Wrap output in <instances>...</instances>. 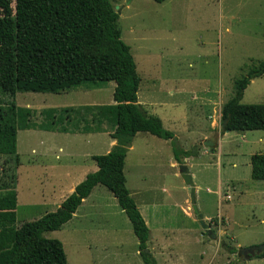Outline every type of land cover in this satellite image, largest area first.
<instances>
[{
	"label": "rangeland",
	"instance_id": "374dc122",
	"mask_svg": "<svg viewBox=\"0 0 264 264\" xmlns=\"http://www.w3.org/2000/svg\"><path fill=\"white\" fill-rule=\"evenodd\" d=\"M109 1L118 15L116 23L121 38L130 47L140 77L139 103L146 104L151 99L161 101L157 111L145 106L146 113L153 115L152 112H156L162 118L163 115L176 116L178 127L174 130H179L178 136L168 127V122L162 120L163 126L178 138V146L208 151L188 162L196 187V206L207 218L205 222L212 233L208 235L198 220L197 231H194L192 219L196 216L192 209V218L173 213V208L159 209L163 215L160 214L158 220H164L166 227L187 228L181 234L174 233L168 240L175 255L167 264H206L212 249L213 252L219 249L220 255L225 253L221 242L228 245L239 243L245 247L264 242V207L259 202L261 189L256 184L260 181L250 176V156L264 153V130L222 133L220 118L222 104L232 95L233 81L264 58V0ZM96 85L60 93H16V104L31 111L30 122L36 125L32 127L35 129H19L16 135L20 158L15 183L16 225L35 220L54 208L49 204L51 184L40 186L35 178L32 182L27 181L26 174L46 171L49 175H58L60 170L81 174L83 169L91 172L96 164L88 156L106 153L111 148L107 133H84L100 130L101 123L109 132L114 128L113 123L101 118L98 107L114 104L115 83L100 81ZM168 89L174 92L170 94ZM240 102L264 103V73L250 81ZM65 107L71 108L65 111ZM48 108L56 109L55 118L62 115L63 123H68L67 132L71 133L49 125L43 113ZM100 118L101 123L98 122ZM184 125L187 131L181 128ZM46 127L51 128L45 130ZM204 132L208 139L217 137L215 147L203 145ZM164 143L163 138L146 133L135 138L133 148L126 154L124 173L127 185L129 189L138 185L157 187L159 199L179 202L184 207L188 203L184 199L188 196L191 206L190 191L185 190L187 185L181 177L179 165H171L172 145ZM3 159L1 156L0 162ZM219 180L223 187L233 183L234 188H230L229 193L225 189L222 191L223 196L229 194L230 199L218 196ZM101 189L105 199L113 197L105 187L101 186ZM42 191L44 202L31 206ZM141 196L148 200L145 193ZM78 222L74 219L44 235L62 242L66 264H92L91 260L95 259L99 264H111L110 257L100 259L98 249L85 246L90 227L82 219L81 228L74 229L72 225ZM155 223L151 222L152 240L148 239L147 244L149 249L153 244L157 247V262L165 264L163 259L168 248L164 247L166 241ZM96 229L98 233H107L104 226L97 225ZM131 235L129 239L128 233L124 234L125 248L129 255H134L137 239L133 232ZM104 238L109 242V237ZM232 256L230 260L217 257L210 264H264V258L244 260L242 255ZM136 257L142 263L139 256ZM130 258L133 260L132 256Z\"/></svg>",
	"mask_w": 264,
	"mask_h": 264
},
{
	"label": "trees",
	"instance_id": "16d2710c",
	"mask_svg": "<svg viewBox=\"0 0 264 264\" xmlns=\"http://www.w3.org/2000/svg\"><path fill=\"white\" fill-rule=\"evenodd\" d=\"M117 18L109 0H0V157H4L0 162V264H66L62 242L44 234L69 221L97 184L113 194L129 219L143 264H158L148 248L149 228L126 186L127 149L136 132L143 131L170 140L177 160L197 156L199 151L197 147L181 149L161 119L147 114L138 103L140 77ZM263 73L264 58L233 81L232 95L220 110L222 133L264 130V103L240 102L250 81ZM100 81L115 83L114 104L98 110L101 118L113 123L110 136L116 144L107 153L91 156L97 170L87 173L56 210L16 225L15 183L20 163L16 135L19 129L36 126L30 122L31 111L16 104V93H60L95 87ZM43 113L49 125L68 131L62 115L54 117L56 109ZM250 165L251 178L264 180V153L252 154ZM225 246L231 253L237 251ZM252 246L258 251L254 257H264V242Z\"/></svg>",
	"mask_w": 264,
	"mask_h": 264
},
{
	"label": "crops",
	"instance_id": "0c3cea01",
	"mask_svg": "<svg viewBox=\"0 0 264 264\" xmlns=\"http://www.w3.org/2000/svg\"><path fill=\"white\" fill-rule=\"evenodd\" d=\"M139 83H140V81H139ZM152 85H155V84H152ZM168 90L170 91V94H172L174 92L171 89H168ZM138 103H139V101H138ZM139 104H141L143 106V108H145V106L149 107L151 111H157V109L162 105L161 101L156 100V99H151L146 104H143V103H139ZM152 113H153V115H157V116L159 115L156 112H152ZM159 113L162 114V112H159ZM150 115H152V114H150ZM158 117L161 119L163 125H164V123H163L162 119H164V121H167L168 127L173 129V131L178 136L179 130L178 129L176 130V128L174 130V127H178L177 123H176V121H178V119L176 116H174V115L173 116L163 115V118H162V116H158ZM100 125H101L100 130L87 131L84 133L87 135H94V134H98V133H107L110 136V133L113 130H111V132H109L108 130L105 129L104 123H101ZM181 125H182V123H181ZM181 128H183V130L187 131V127H185V125ZM27 129H35V128H27ZM38 129H40V128H38ZM168 130H170V129H168ZM47 131H49V130H47ZM51 132H53V130ZM64 133H71V132H64ZM84 133H73V134H84ZM141 133L150 134V133L143 132V131L136 132V134L132 137V140L130 142V146L127 149V152L133 148V142H134L135 138L137 136H139V134H141ZM150 135H152L156 138H160V137H157L153 134H150ZM206 136L207 135L204 132V134H202L203 139L207 140L208 137H206ZM110 138H111L110 146L112 148L116 144V140L113 139L111 136H110ZM164 140H165L164 144H168L167 142L170 143V140H166V139H164ZM217 143H218V139H217ZM111 148L109 150H107V152L110 151ZM197 148L199 151L197 156H199L201 153L208 152V151H205L203 149L199 150V147H197ZM187 149L188 148H186L184 150H187ZM171 150H172V148H171ZM127 152H126V154H127ZM92 155L93 154L89 155L88 157H90V159L92 161H94L91 158ZM43 156H45V154H43ZM197 156H189V157L181 156L180 159L177 160L174 157L173 150H172V158L173 159H172L171 165H173V166L179 165V167H180V164L186 165L188 167V170H189V167H190V163L188 162L189 159H191L193 157H197ZM219 156H220V154H218V157ZM126 157H125V160H126ZM94 163L96 164L95 161H94ZM124 166H125V163H124ZM97 168L98 167L96 164L95 166L92 167L91 172L96 171ZM60 172L61 173H59L58 175H56V174L49 175L46 171H44L42 173H40V172L39 173H31L32 175L26 174L27 181L32 182L33 181L32 179L35 178L36 179L35 181L40 186H45L46 183L51 184V188L48 191L52 192V195L51 194L49 195V198L51 200L49 204L54 205L53 211L56 210L60 206L61 202L69 194H71L74 191L75 186L85 178L87 173H89V172L84 171V169L82 170L81 174L80 173L77 174L76 171L72 172L71 170H63V171L60 170ZM189 173L191 174V177L193 180V172H191L189 170ZM125 178H126V175H125ZM253 180H255V179H253ZM257 181H260L256 184H258V187L261 189L259 191V194H260L259 202L264 207V182H263L264 180H257ZM101 186L105 187L102 184H97L92 188L90 193L85 198L82 199L81 203L76 208V211L73 213L72 218L69 221H67L66 223H64L62 226L66 225V224H70L74 219H76L79 222L74 223L72 226L74 227V229L79 230L81 228V225H82V222H80V221L82 219H84L85 222L89 225L90 232H91L89 234V237L87 238L85 246L88 249H91V248L98 249V254L100 255V259L102 257H103V259L105 257H110L112 260L111 264H143L142 260H141L142 263H140V261L136 257V256H139V258H140L138 248L135 251L134 255H129L126 248H125L126 239H125L124 234L128 233L129 239H131V236H132L131 233L133 232L132 231V225H131L129 219L127 218L126 214L121 209V207L119 206V204H118V202L114 196L111 197L110 199L104 198ZM126 186H127L128 191L130 193V196L134 199L142 217L144 218V220H145V222L149 228V240L150 239L152 240L151 222H156L155 225L157 226L158 231H160L162 233L163 240H164V242L166 241V245L164 247L168 248V253H167L166 258L163 259V263L167 264L168 261L170 260V258H173V256L175 255L173 248L168 244V240L172 237V235L174 233L181 234L183 231H186L187 228H182V227H170V228H168V227H166L164 224V220L163 221L158 220L159 215L160 214L163 215L159 209H163L165 207L169 210V209L173 208V213L180 214V216H182V217L184 214L186 217L190 216L192 218L193 214L190 212L191 206L189 205L188 196H186L187 198L184 199V202H186V203L188 202L186 207H184L179 202H169L167 199H159L158 198V192L160 190L157 187H147V186L138 185V187H136V188L129 189V187L127 185V179H126ZM230 188H234L233 183L227 184L226 187H223L221 180H219L218 189H217L218 196H220V198L228 197L230 199L231 197L229 194L228 195L225 194L223 196V192H222L225 189L229 193ZM185 190H187V191L189 190L188 185H187ZM144 193H145L146 197L148 198V200H146V199L144 200L142 198L141 194H144ZM195 193H196V187H195ZM37 198L38 199L35 202H31V204H32L31 206H39L41 202L42 203L44 202L43 191L41 192L40 196H38ZM46 212H49V211H46ZM124 216H126V218ZM203 219H204V221H206L207 218L203 216ZM196 220H197L196 217H195V219H192V226L194 227V231H197V224L198 223L196 222ZM261 220L263 221V219H261ZM97 225H98V227L104 226L105 231L108 234L107 233H98L97 232L98 230L96 229ZM207 234H208V232H207ZM210 234H208V235H210ZM104 237H109V242H106L104 240L105 239ZM111 237L113 238V241H112ZM135 238H136V236H135ZM232 239H233V237H232ZM136 242L138 244V240ZM203 242H205V241H203ZM206 243H208V242H206ZM155 244H157V243H155ZM208 244H210V243H208ZM225 245H228V244L221 242V246L224 247V249H226L225 253L221 254V255L219 253V249L214 250V252L212 249V251H211L212 253L210 254V257H209L206 264H210L211 262H214L215 261L214 259H216L217 257L220 259H225V260H230V257L232 255L234 257H236L235 256L236 252L231 253L228 248H225L226 247ZM252 245H256V244L253 243V244H250L249 246H252ZM210 246H212V245H210ZM228 247H230V248L235 247L238 249L240 247H245V246H242V245L239 246V243H237V244L228 245ZM246 247H248V246H246ZM161 249L162 248H160L159 251ZM156 250H157V247L154 246V244L151 245L150 251L154 255L155 259L157 260ZM130 256L133 257V260L130 258ZM201 257H203V254L201 255ZM252 257H254V255L251 256L250 258H252ZM257 258H259V257H257ZM262 258H264V257H262ZM249 259H244V260H249ZM98 261H99L98 259H95L94 261L91 260L92 264H99ZM158 264H160V263H158Z\"/></svg>",
	"mask_w": 264,
	"mask_h": 264
},
{
	"label": "water",
	"instance_id": "95a60500",
	"mask_svg": "<svg viewBox=\"0 0 264 264\" xmlns=\"http://www.w3.org/2000/svg\"><path fill=\"white\" fill-rule=\"evenodd\" d=\"M223 125H221V129H223ZM203 145L206 147L212 148L215 147L217 144V137L213 136L205 141L202 142ZM179 171L181 174V177L183 178L186 185H188L190 190V203H191V209L193 211V214L196 216L200 226L210 234L212 232L211 228L209 227V224L206 223L203 219L202 214L198 211V208L195 203V187L192 181L191 174L189 173L188 167L186 165H180ZM257 251H255L254 246H248V247H240L237 249L235 256L240 257L243 256L244 259H249L251 256L255 255Z\"/></svg>",
	"mask_w": 264,
	"mask_h": 264
},
{
	"label": "flooded vegetation",
	"instance_id": "af4514ba",
	"mask_svg": "<svg viewBox=\"0 0 264 264\" xmlns=\"http://www.w3.org/2000/svg\"><path fill=\"white\" fill-rule=\"evenodd\" d=\"M255 251H257V249L254 247Z\"/></svg>",
	"mask_w": 264,
	"mask_h": 264
}]
</instances>
